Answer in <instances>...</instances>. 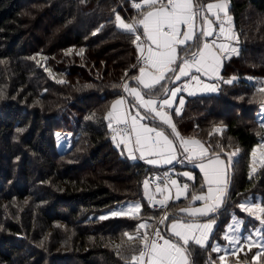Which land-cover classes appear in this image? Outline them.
Instances as JSON below:
<instances>
[{
	"label": "trees",
	"instance_id": "16d2710c",
	"mask_svg": "<svg viewBox=\"0 0 264 264\" xmlns=\"http://www.w3.org/2000/svg\"><path fill=\"white\" fill-rule=\"evenodd\" d=\"M212 1L218 0H199ZM228 1L239 53L224 60L217 94L188 96L183 113L171 112L180 135L201 141L207 157L240 150L231 157L211 242L189 248L191 264H264L260 253L261 262L253 261V249L211 251L214 241L226 243L233 215L258 224L235 206L240 199L253 196L264 206V166L249 175L251 151L264 140V0ZM133 2L0 0V264H132L143 245L123 234L135 235L143 222L150 227L140 235L150 234L165 213L150 207L142 187L146 176L166 171L130 159L105 119L128 94L122 85L139 73L133 37L115 22L116 14L126 23L140 18ZM194 50L185 46L181 53ZM162 90L156 86L155 98L165 96ZM57 134L62 142L70 136L67 149ZM125 202L141 204L136 219H100Z\"/></svg>",
	"mask_w": 264,
	"mask_h": 264
},
{
	"label": "snow or ice",
	"instance_id": "6c2138e0",
	"mask_svg": "<svg viewBox=\"0 0 264 264\" xmlns=\"http://www.w3.org/2000/svg\"><path fill=\"white\" fill-rule=\"evenodd\" d=\"M133 7L137 9L139 19H134L132 22H125L119 14H116L115 22L116 26L123 33L133 37L132 43L137 47L138 51L143 53L147 51V55H142L138 57V60L143 61L144 67L139 69V75L132 77V79L137 81L138 86H142V89L148 90L143 93L138 90L137 87H129L128 84H123V89L128 92L135 100L133 107L139 106L145 110L146 113H154L155 117H158L163 124L168 125L172 132L175 134L176 138L179 140V145L184 153H188L185 159L192 162L193 159H199L201 162L197 165L202 172H204L205 181L208 185V190L206 195H193V200H203L209 201L213 200L215 203L212 206L201 208H185L181 211L186 212L189 216H209L210 213L216 211V209L223 202L222 197L226 195V184L224 181V187H221L220 176L223 174V163L218 155L214 157H208L207 163H204V158L207 156V149L198 140H188L180 138L179 133L176 131L175 125L172 123L170 116L163 111L167 107H171L170 98L157 99L154 98L153 90L157 85L161 88V81L167 79V73H174V79L179 80L181 77H189V69L195 68L197 73H204L209 75V77L218 76V69L221 66L220 56L212 50V46L208 42H202V47H197V51L191 52L189 54L190 58H183L182 63L179 66V73L175 74L176 70L171 68L170 65L176 63L177 60V47L180 45H185L188 41L197 40L201 41V37H209L213 34V22L204 13H212L216 16L217 20H220L219 12H225L226 9L223 4L218 3H207L202 5L199 0H196L194 6L193 0H143V4L134 0ZM143 8L152 9L147 11H141ZM213 9H217V12L213 13ZM200 16L203 22V29L197 31L195 29V17ZM186 25L187 31L183 33L180 32V26ZM142 28V31H141ZM219 33L224 36L225 39L231 40L236 37L226 34V29L221 21V26L219 28ZM182 36V38H180ZM143 37V40H142ZM148 44L145 49L144 44ZM212 44H215L213 41ZM155 46V50L152 46ZM221 53L227 52L238 54V50L235 47H229L226 44L215 45ZM192 47V45H189ZM146 68L148 71H146ZM190 80L196 81L197 85L201 84L200 78L196 75H191ZM231 83L232 81H227ZM184 89H172L169 93L167 88H164L165 95L169 97H175L178 91ZM202 91L215 92L217 91V86L215 84H203ZM260 91H264L261 88ZM194 94L193 92L189 93ZM147 97V98H145ZM125 100L123 98L115 101L111 106V110L107 113L105 119L109 120V128H112L113 114L117 109L118 105H123ZM179 104L182 106L184 100L181 98ZM176 115L180 114L179 108L175 110ZM154 117V118H155ZM92 117H89L91 119ZM116 123L124 124L127 135L130 136L132 132H135V143L140 146L141 159L144 158V151L151 153H156L163 157V162L171 164L176 157V145L173 140L169 139L162 131H157L154 127H149L144 124H137V116H132L131 118V128L128 129V120L122 117H116ZM113 131H116L115 129ZM216 132H220L221 129H215ZM154 134V137L152 136ZM115 139V136H113ZM125 140L122 139L121 143ZM238 151V149H237ZM236 155L233 152L229 155V161L231 157ZM253 156H255V150L253 151ZM135 159V157H132ZM160 160L149 159L147 163L157 164ZM254 170V169H253ZM182 175L188 176L191 179V175L187 172ZM176 181L172 180L171 184L176 185ZM213 185H216L214 188ZM145 195L147 196L148 181H145ZM184 189L188 188L185 184ZM157 192L161 189L157 187ZM179 195H177V199ZM149 201H152V197L148 196ZM158 201V203L163 207L165 201ZM238 207L250 215H254L256 212L264 213V206L259 204H248L241 203ZM141 204L137 203L128 206L126 209H119L109 213L110 216H129L131 219H136L141 212ZM101 220L108 219V216H101ZM168 219L167 215L159 221V223H164V220ZM235 223H231L226 226L223 239L229 241V243H239L238 238L235 233L238 231V225L241 221L233 218ZM256 219L260 220V223L264 225V218L257 216ZM214 220L209 219V221L204 223H181L179 221L173 222L171 224L172 235L178 238L175 242L171 239L164 238L161 232L156 229L151 234L145 232L140 235L141 229H147L150 226L147 223H140L137 226L136 234L130 235L125 232L123 235L127 237L128 241H133L139 238L140 243L143 245L139 249L138 255L131 256L132 264H188L189 246L190 244H195L200 247H205L208 241L209 234L213 231ZM200 232V236L195 235L196 232ZM231 233V234H230ZM251 239V237H249ZM163 241L160 243L159 241ZM182 242V243H181ZM137 249H133L136 251ZM222 249L218 245H214L211 248L212 252H220ZM145 257L147 261L145 262ZM223 259V256L220 257Z\"/></svg>",
	"mask_w": 264,
	"mask_h": 264
},
{
	"label": "crops",
	"instance_id": "0c3cea01",
	"mask_svg": "<svg viewBox=\"0 0 264 264\" xmlns=\"http://www.w3.org/2000/svg\"><path fill=\"white\" fill-rule=\"evenodd\" d=\"M195 1L196 0H193L194 6L196 4ZM164 2L167 3V0H164ZM207 3H213V1L212 2H207ZM147 10H152V9H147ZM204 15H207L209 17V19L212 20V22H213V25H212L213 34L211 36H209V37H201V41H197V40L194 39L192 41H188L185 45H180V46L177 47V60H176V63H174L173 65H170L171 68L176 70L175 74L179 73V66L182 63V59L183 58H190V57H186V55H184V53H181V49L183 47H185V46L186 47L187 46L189 47V45H192V47L195 46V50L194 51H197V47H196L197 45L199 47H202V42H208L212 46V50L214 52H216L220 56L221 64L224 62L225 59H227L229 57V53H227V52L221 53L219 51V49L215 46V45H219V44H226V45H228L230 47L229 40L225 39L224 36H222L219 33V28L221 26V19L217 20L215 15H213L212 13H208L207 11L204 13ZM194 23H195V29L197 31L203 29L204 25H203V22H202V19H201L200 16H196L195 17ZM223 26H225V24H223ZM187 30L188 29H187L186 25H181L180 26V32L181 33H183L184 31H187ZM141 31H142V28H141ZM226 34L233 36L232 29L230 28V26H229L228 30L226 29ZM180 38H182V36ZM213 41L215 42V44H212ZM147 47H148V44L147 43L144 44V48L146 49ZM152 47L155 50V46L153 45ZM192 47H190V48H192ZM138 52H139V57L142 56V55H147V51L146 50L143 53H141L140 51H138ZM139 62H140V66H139V69H140L141 67H144V64H143V61H141V60H139ZM220 68H221V66L219 67V69ZM219 69H218V71L221 72V70H219ZM146 71H148L147 68H146ZM220 72H219V74H220ZM138 75H139V73H138ZM191 75L198 76L200 78L201 84L197 85L196 81L190 80V76ZM167 77H168L167 79L161 81V85L164 86L162 88L163 89L162 92L164 91V88H167L169 90V93H170L171 89L173 87H175V86H176V89H181V84H180L181 81H184V80H190L191 81V84L186 88V90L183 91V92H182V90L178 91L175 97H169L168 95H165V96H162L161 98H155L156 96H154V98L157 99V103L159 102V99L167 98V97L170 98L171 99V107H174L175 110L181 106L179 104V100L181 98L184 100V104L182 106H185L186 103H187V97L188 96L206 93L207 91L200 90L202 88L203 84H213L214 82L211 79H213V77L215 79V76L210 78L209 75H206V74H204L202 72L201 73H197L195 71V68L189 69V77H181L179 80H175L174 79V73H172V72L167 73ZM127 84L129 85V87H137L138 90H141L142 94L145 93L143 91V89H142V86H138L136 80L131 79V81H129ZM157 86L160 87V85H157ZM190 92H193L194 94L190 95L189 94ZM157 94L158 93H156L154 95H157ZM121 98H123L125 100V103L123 105H118L117 106V109L115 110V112L113 114V120H112L113 126L115 127V126L124 125V124L116 123V117H122V118H125V119L128 120V125L131 128V118H132V116H137V124L138 125L139 124H144V125H147L149 127L156 128L157 131H162L166 136H168L169 139L173 140V143L176 145V157H177V159L173 160V162H175L174 164L177 165L178 161L181 158V153H182L184 155V160H186L185 161L186 164L184 162L183 163L184 165H181V166H185L188 169L191 168L190 170L194 173L195 180H196V172L195 171H197L198 169L201 171V169L199 167L197 169V167H195V164H197V163L199 164L201 161L199 159H193V161L189 163V160L185 159V157L188 155V153H184L183 152L182 148L179 145V140L176 138L175 134L172 132V129L168 125L163 124L158 117H155L154 113H146L145 110L143 108L139 107L138 105L133 107V104H135L136 102H135L134 98L132 96H130L129 94H127L125 96V94L123 93V95L120 98L116 99L115 101H117V100H119ZM145 98H147V97H145ZM171 107H167L166 106L163 109V111H165L170 116V118L172 120V123L175 125L176 131L178 132V129H177L176 123H175V119H174L172 113L169 111V108H171ZM114 132L117 133L116 131H114ZM115 136L117 137L118 146L120 148H122L124 150V152L126 153V155L130 159H132L133 161H140L143 164H145L147 167L148 166L161 167V166H163L165 164L170 165L168 163H164L163 162V157L162 156H160V155H158L156 153H151L150 154L148 151H144V158L141 159L140 157H141L142 149L140 148L139 145H137L135 143V132H132L130 136L127 135L125 138L121 137L118 133ZM152 136L154 138V134H152ZM179 136H180V138H183L180 135V133H179ZM122 139L125 140L124 143H121ZM183 139L193 140V138H183ZM194 140H196V139H194ZM201 144L204 146V144L202 142H201ZM204 147L206 148V146H204ZM207 153H208L207 154V156H208L209 155L208 149H207ZM216 155H218L220 157H223V159H225V161H226V164H228V156L227 155H229V154L226 153V154H216ZM133 156L135 157V159L132 158ZM207 156L204 158V161L208 159ZM210 157H213V156H210ZM149 159H158V160H160V162L157 163V164H149V163H147V161ZM170 181H171V179H170ZM162 185H163V187H160L161 191L157 192L155 190L156 194L151 196L152 197V201L151 202L149 200L148 201H149V204L151 205L150 206L151 208L163 209L165 211V213L163 214V218L167 215L168 219L164 220V223H165L164 231L166 232V236L167 237H171V240H173V239L177 240L178 239L175 236H173L172 232H171V224L173 222L179 221L181 223H193V221H195V220L206 221L207 219H213L214 222H215L214 224L216 225V220H215L216 219V215L218 214V212L220 211V209L224 205L223 206L222 205L219 206L216 209V211L213 212V213H210L209 216H199L198 215L196 217H192V216H189L186 212L181 211V209H185V208H189L190 207V206H186L185 207L183 205L182 201L185 199V197H179L177 199V195L181 196V192H177V193L175 192V193H173V195L165 196V195H163L162 190H163L164 186L166 185V183H164ZM228 186H229V180H228V185H227V193H228ZM193 187L198 188L195 183H194ZM227 193H226V197L224 198L225 202H226V198H227ZM165 197H168V199L165 201V205L162 207L158 203V201L164 200ZM194 204H192V205H194ZM203 205L206 206V207L210 206L209 203H206V204L205 203L204 204L199 203L198 207L203 209V208H205V207H203ZM214 229H215V226H214ZM213 232H214V230H213ZM189 248L198 249L199 250L201 247L197 246L195 244H191L189 246ZM190 253L192 254L193 252H192V250L189 249L188 264H191Z\"/></svg>",
	"mask_w": 264,
	"mask_h": 264
},
{
	"label": "rangeland",
	"instance_id": "374dc122",
	"mask_svg": "<svg viewBox=\"0 0 264 264\" xmlns=\"http://www.w3.org/2000/svg\"><path fill=\"white\" fill-rule=\"evenodd\" d=\"M138 2L143 4V0H139ZM213 3L223 4L225 6L226 15H225V12H219V16H220V19L223 22V24H225L224 27L228 30L229 26H230V28L232 29L233 36L236 37V38L229 40L230 47L237 48L238 53H239L241 47H240V44H239V39H238L237 33L234 30L233 18H232V16L229 13V6H230L229 1L228 0H218V1H213ZM206 4H207V2L204 3V4L202 3V5H206ZM146 10H147V8H146ZM212 11H213V13H215V12H217V9H213ZM38 33L41 34L42 30L38 31ZM233 55L235 56L237 54L236 53H232V54H230V57H232ZM222 66H223V63L221 64V68L219 70H222ZM219 72L220 71H218V74H219ZM221 79H222V77H221V72H220V74L218 76H215V79H214V77H213V79H211L214 82L213 84H215L217 86V91H215V92H206V93H203V94H212V93L217 94L218 91H219V87H220V83H221L220 80ZM172 89H176V86L173 87ZM259 120L264 124V105H262V107L260 108ZM62 135L63 134H57V139H58V137H61ZM62 138L64 139V142H62L60 139H58V143H59V146L60 147L63 146V150H65V149H67L69 147V145H70L69 142H70L71 138H70L69 135H67L66 137H62ZM254 150H255V156H253V151ZM234 152H236V155H234L233 157L234 158H239L240 150L238 149V151H237V149H235ZM219 158L222 161H224V163L222 165L224 171H223L222 176L219 177V179L222 182L220 186L224 187V183L223 182L226 181L227 182V184H226V193H227V185H228V180H229V166H228V164H226V161H225V159H223V157L219 156ZM203 162L207 163V160H205ZM174 163L175 162H173L170 165L165 164V165H163L161 167L148 166L151 170H155V169H163V170H165L166 173L170 176L171 181L175 180L177 182L176 185H172L171 181H170L169 184L166 183V185L164 186V188L162 190L163 195L167 196V195H173V193H175V192L176 193L177 192H181V196H179V197H185V199L182 201V203H183V205L185 207L186 206H190L191 208H200V207H198L199 203H201V204L209 203L210 206H212L215 203V201H213V200H209V201L206 202V201H203V200H193L192 199L193 195H206L207 194V190H208V185H207V183L205 181L204 172H201L198 169V166H197L198 163L195 164V167H197V169H198L197 171L201 174V184L197 186L198 188L193 187V185L196 182V180H195L194 173L190 170L191 168L188 169L185 166H181L183 164L175 165ZM263 166H264V140L259 142L251 151L250 160H249V175L251 176V175L256 174ZM185 172L189 173L192 178L189 179L188 176L182 175ZM149 177H150V175H149ZM145 181H148V177L147 176L143 180L142 193H143V197L146 200H149L148 196H152V195L156 194V191H155L156 189L154 187H152L151 185H149V183H148V189H147L148 195L146 196L145 195V191L146 190H145V187H144ZM185 184L188 185V188L186 190L183 187ZM160 187H163V185H161ZM213 187L215 188L216 185H213ZM225 197H226V195L224 197H222L223 202L220 204V206L221 205L223 206L225 204V201H224ZM137 203H139V202H125L123 204H119V205H117V206H115L113 208L107 209L104 213L99 215V217H101V216L112 217V216L109 215L110 212L115 211V210H119V209H126L128 206L134 205V204H137ZM241 203L259 204V205H261V203L258 200H255L253 196H249L247 198L240 199L235 204V206L238 207V205L241 204ZM192 204H194V205H192ZM261 206H263V205H261ZM203 207H206V206L203 205ZM244 213L247 216H249V217L252 216L254 219H256L257 216H260V217L264 218V215L262 213H260V212H256L254 215H250L247 212H244ZM234 217L236 218V220L241 221V223L237 226L238 227V231L235 233V236L238 238L239 243L238 244L237 243H229V241H226L225 244H221L218 241H214L212 246L218 245L222 249L221 251L224 250L227 255H232V254L236 255V254L239 253V251L249 252L251 249H253V250H255V252H257L255 254L254 258H253V261L260 263L261 260L259 259V253L262 254V258H264V225H262L260 223V220H258V219H256L258 221V224L245 225L244 224L245 223V218L237 216V215H233L232 218L230 219V222L227 225H229L231 223H235V221L233 219ZM207 221H209V219H207L206 221L195 220L193 222H195V223H204V222H207ZM143 223H145V222H143ZM214 226H215V224H214ZM213 230H214V228H213ZM212 233H213V231L209 234L208 241L206 242V246L205 247H201L202 249H205V248H207L209 246V244L211 242ZM224 233H225V231H224ZM195 235L197 237H199L200 236V232L197 231L195 233ZM163 237L167 238V239H171V237H167L165 235H163ZM249 237H251V239H249ZM173 241L175 242L176 240L173 239ZM144 259H145V262H146V260H147L146 257Z\"/></svg>",
	"mask_w": 264,
	"mask_h": 264
},
{
	"label": "built area",
	"instance_id": "2783aa9c",
	"mask_svg": "<svg viewBox=\"0 0 264 264\" xmlns=\"http://www.w3.org/2000/svg\"><path fill=\"white\" fill-rule=\"evenodd\" d=\"M143 40V39H142ZM191 84V81L189 80H185L182 82L181 84V89H184L182 91H185L186 88ZM174 110V107L173 108H170V111H173ZM179 110L180 112H183L184 111V106H180L179 107ZM125 129V125H122V126H116L115 127V130L122 136V137H126L127 136V133L126 131H124ZM128 129L130 130V127L128 126ZM168 180V175L166 173H152L149 177V182L150 184L157 188L159 187L160 184L166 182ZM156 229H158L160 232H161V235L163 236V227H162V224L161 223H157L152 232L155 231ZM151 232V233H152ZM160 243H162L163 241H159Z\"/></svg>",
	"mask_w": 264,
	"mask_h": 264
},
{
	"label": "bare ground",
	"instance_id": "6f19581e",
	"mask_svg": "<svg viewBox=\"0 0 264 264\" xmlns=\"http://www.w3.org/2000/svg\"><path fill=\"white\" fill-rule=\"evenodd\" d=\"M117 132V131H116ZM118 133V132H117ZM223 154H226V153H223ZM228 156V166H229V155H227ZM231 162H232V159H231ZM156 173H161L160 171L159 172H156ZM163 173V172H162ZM231 173H232V169H231ZM229 174H230V170H229ZM231 178H232V176H231ZM229 180L231 181V179H230V176H229Z\"/></svg>",
	"mask_w": 264,
	"mask_h": 264
},
{
	"label": "water",
	"instance_id": "95a60500",
	"mask_svg": "<svg viewBox=\"0 0 264 264\" xmlns=\"http://www.w3.org/2000/svg\"><path fill=\"white\" fill-rule=\"evenodd\" d=\"M231 169H232V162L229 161V170H230L229 176H230V179H231V176H232ZM229 183H230V180H229Z\"/></svg>",
	"mask_w": 264,
	"mask_h": 264
}]
</instances>
